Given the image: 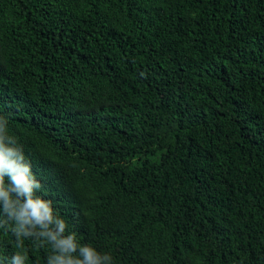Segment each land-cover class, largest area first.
I'll list each match as a JSON object with an SVG mask.
<instances>
[{
  "label": "trees",
  "instance_id": "1",
  "mask_svg": "<svg viewBox=\"0 0 264 264\" xmlns=\"http://www.w3.org/2000/svg\"><path fill=\"white\" fill-rule=\"evenodd\" d=\"M0 117L113 264H264V0H0Z\"/></svg>",
  "mask_w": 264,
  "mask_h": 264
},
{
  "label": "clouds",
  "instance_id": "2",
  "mask_svg": "<svg viewBox=\"0 0 264 264\" xmlns=\"http://www.w3.org/2000/svg\"><path fill=\"white\" fill-rule=\"evenodd\" d=\"M48 190L33 171L19 138L9 134L7 117H0V230L15 238L9 264H26L25 241L47 248L46 264H113L110 253L91 244H81L68 230L50 199Z\"/></svg>",
  "mask_w": 264,
  "mask_h": 264
}]
</instances>
